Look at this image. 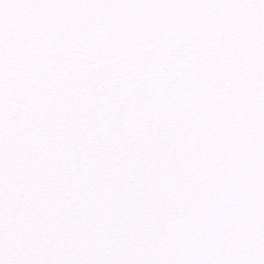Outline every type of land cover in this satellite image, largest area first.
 Masks as SVG:
<instances>
[{"label":"snow or ice","instance_id":"1","mask_svg":"<svg viewBox=\"0 0 264 264\" xmlns=\"http://www.w3.org/2000/svg\"><path fill=\"white\" fill-rule=\"evenodd\" d=\"M0 264H264V0H0Z\"/></svg>","mask_w":264,"mask_h":264}]
</instances>
